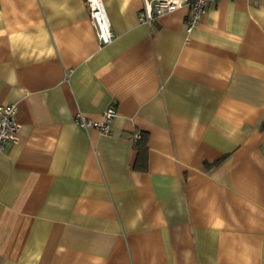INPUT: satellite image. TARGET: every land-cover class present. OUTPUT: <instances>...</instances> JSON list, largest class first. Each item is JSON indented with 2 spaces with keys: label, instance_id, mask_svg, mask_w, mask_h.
Returning <instances> with one entry per match:
<instances>
[{
  "label": "crops",
  "instance_id": "0c3cea01",
  "mask_svg": "<svg viewBox=\"0 0 264 264\" xmlns=\"http://www.w3.org/2000/svg\"><path fill=\"white\" fill-rule=\"evenodd\" d=\"M102 3L106 46L85 0H0V264H264V0Z\"/></svg>",
  "mask_w": 264,
  "mask_h": 264
},
{
  "label": "built area",
  "instance_id": "2783aa9c",
  "mask_svg": "<svg viewBox=\"0 0 264 264\" xmlns=\"http://www.w3.org/2000/svg\"><path fill=\"white\" fill-rule=\"evenodd\" d=\"M213 1L215 0H143V7L138 12V22L140 25L151 26L158 18L187 7L189 13L185 23V32L188 34L197 26L206 8ZM85 3L100 45L110 44L113 35L102 0H85ZM16 113L15 105H0V152L4 151L7 144H15L19 141L21 126L16 120ZM115 116V109L109 107L102 113L100 121L90 120L77 113L74 116V122L80 129L96 130L100 134L107 135L111 132V124ZM139 139L140 134L132 137L134 143Z\"/></svg>",
  "mask_w": 264,
  "mask_h": 264
},
{
  "label": "trees",
  "instance_id": "16d2710c",
  "mask_svg": "<svg viewBox=\"0 0 264 264\" xmlns=\"http://www.w3.org/2000/svg\"><path fill=\"white\" fill-rule=\"evenodd\" d=\"M135 145H136V149H137V151H138V155H139V159H140V163H142V161L145 159L146 160V155H145V153H146V148H145V141L143 140V137H142V135H140V139L137 141V142H135ZM146 161H144V163H142V168L141 167H139L140 169H142V170H144V167L146 166V163H145ZM219 162H214L213 164H211V165H208V164H206L205 166L207 167V166H215V165H217Z\"/></svg>",
  "mask_w": 264,
  "mask_h": 264
}]
</instances>
